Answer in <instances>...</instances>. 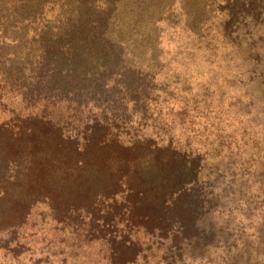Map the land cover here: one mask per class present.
<instances>
[{"label": "trees", "instance_id": "trees-1", "mask_svg": "<svg viewBox=\"0 0 264 264\" xmlns=\"http://www.w3.org/2000/svg\"><path fill=\"white\" fill-rule=\"evenodd\" d=\"M7 1L0 0V15L16 13L6 25L0 19V45L9 36L8 46L38 56L6 61L0 50V264H264V224L244 205L248 182L191 141L152 128L137 111L146 84L113 73L110 62L97 66L103 44L92 46L89 60L82 51L91 45L87 14L70 20L59 44L42 25L25 39V31L5 30L33 19L22 10L42 0ZM150 1L129 5L139 2L141 21L167 2ZM179 1L166 19L184 15L201 39L207 25L213 34L205 44L230 45L229 57L239 58L233 64L260 77L264 96V0H209L218 21L203 11L206 0ZM85 109L90 114L81 116ZM262 171L254 169L252 181Z\"/></svg>", "mask_w": 264, "mask_h": 264}, {"label": "rangeland", "instance_id": "rangeland-1", "mask_svg": "<svg viewBox=\"0 0 264 264\" xmlns=\"http://www.w3.org/2000/svg\"><path fill=\"white\" fill-rule=\"evenodd\" d=\"M154 2L150 1L149 5ZM39 3L22 10L33 19H19L21 24L14 23L5 32L11 35L13 30L25 31L23 38L37 36L42 25L43 33L55 34L58 43L66 35L64 28L69 27L70 20L87 14L83 26H87L91 45L82 47L88 54L86 58L91 57L93 45L103 44L106 50L94 62L97 66L102 61L107 67L110 62L113 73H126L135 81H143L146 89H142V94L149 96L145 102H139L137 111L149 117L154 123L152 128L162 136L191 141L194 148L208 154L206 160L225 164L233 173L231 177L246 180L244 205L252 209L255 223L264 224V96L258 89L260 77L251 79L246 71L240 73V67L233 64L239 58L229 57L234 56L230 45L218 41L215 48L206 45L213 33L206 25L202 29L209 32L201 39V32L193 34L184 15L179 21H168L180 11L179 0L163 2L159 12L152 6L151 11L156 15L146 12L145 21L137 15L139 2L129 6L132 0H42ZM202 6L210 14V20L218 21L222 17L214 9L210 11L209 0L202 2ZM15 13H1V24L6 25ZM17 24L19 29L24 25L29 28L19 30ZM10 40L7 36L0 45L6 61L24 52L27 56H38L32 47L8 46ZM3 67L8 74L15 71L8 65ZM241 68L245 70L244 66ZM81 111V116L90 114L86 109ZM107 111L106 105L104 112ZM244 161L249 163L246 169L240 166ZM262 168L259 178L252 181V171Z\"/></svg>", "mask_w": 264, "mask_h": 264}, {"label": "water", "instance_id": "water-1", "mask_svg": "<svg viewBox=\"0 0 264 264\" xmlns=\"http://www.w3.org/2000/svg\"><path fill=\"white\" fill-rule=\"evenodd\" d=\"M195 149H196V148H195ZM183 152H184V151H181L180 153L183 154ZM186 153H187V154H188V153H193V154H195V150H194V149H193V151H192V150H189V151H187ZM196 153H197V152H196ZM87 175H88V174H87ZM82 179H84V178L82 177ZM31 207H32V203L30 202L29 205H28V207H27V210L30 209Z\"/></svg>", "mask_w": 264, "mask_h": 264}]
</instances>
